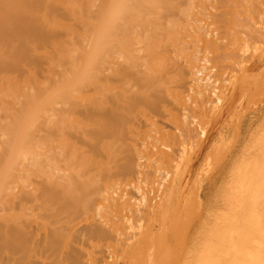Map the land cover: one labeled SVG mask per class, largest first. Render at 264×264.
Instances as JSON below:
<instances>
[{"label": "bare ground", "instance_id": "6f19581e", "mask_svg": "<svg viewBox=\"0 0 264 264\" xmlns=\"http://www.w3.org/2000/svg\"><path fill=\"white\" fill-rule=\"evenodd\" d=\"M224 2V14H216L204 0H91L73 14L93 36L78 55H40L38 43L29 41L28 55H0V93L12 80L30 85L29 95L19 85L18 99L4 110L9 120L0 145V264H51L52 255L76 264L80 257L66 247L82 226L98 238L117 233L121 246L149 251L150 257L171 251L152 227L127 242L139 220L174 200L173 193L161 202V194L128 197L127 177L137 176L132 183L138 185L148 174L150 165L140 155L145 149L154 157L151 164L169 169L162 183L177 186L196 162L205 165L216 139L225 138L223 126L238 114L241 97L259 84L264 50L250 51L264 40V0ZM64 3L45 1L39 16L10 5L0 13V35H36L56 47L69 26L53 21L65 12ZM192 8L198 16L188 15ZM193 29L201 49L186 40ZM37 69L46 72L45 81L30 80ZM211 113L214 122L205 125L202 116L211 119ZM229 157L224 168L231 160L240 165ZM29 173L38 179L23 185ZM115 184L121 185L112 189ZM122 200L125 206L115 212L121 226L102 219ZM263 231L248 223L230 246L239 251L250 242L248 234Z\"/></svg>", "mask_w": 264, "mask_h": 264}, {"label": "rangeland", "instance_id": "374dc122", "mask_svg": "<svg viewBox=\"0 0 264 264\" xmlns=\"http://www.w3.org/2000/svg\"><path fill=\"white\" fill-rule=\"evenodd\" d=\"M45 1L47 0H0V13L10 5H17L29 8L33 15L39 16L44 9ZM88 1L91 0H65V3L61 5V9L65 12H60V10L53 21L65 23V26L67 23L69 26L63 32L58 46L53 45L52 39L41 44L40 37L36 35L29 38L25 34L21 39L20 35L11 33L12 35L8 36L9 33H7V39H3L0 35V55H28V41L38 43L36 44L40 55H78L81 50L88 47V40L93 36L91 31L86 30L88 28L84 26V22L76 21L73 14H77L82 8V4L86 5ZM204 1L211 2L212 7L207 9L213 13L224 14L222 12L224 0ZM205 10L200 13L202 14ZM196 12L198 16L199 10L192 8L188 15H193ZM203 24L204 21L197 23L195 29ZM220 27L226 33L225 23L222 22ZM194 31V29L191 31V36L186 34V40L201 49L203 41L198 30ZM6 42H10V44L6 45ZM262 49L264 50V40H258L250 53L258 54ZM188 51L190 52V49ZM261 70L262 68L254 70L253 73L259 74ZM32 75L30 80L37 77L42 82L46 80L45 71L37 69L33 71ZM258 80L259 84L252 91H246V94L241 97L238 114L228 119L225 127L223 126L222 132H224L225 138L216 139L205 165L200 166L203 160L200 159L177 186L170 185L168 187V182L162 183L161 178L169 169L167 171L162 165L158 168L154 162L151 164L154 157L145 152V149H142L140 155L150 165L147 168L148 174L140 179L142 182L138 185L132 183L137 180V176L134 177V174L133 176L131 174L132 178L127 177L130 180L128 197H133V199L137 197L139 200L143 194L145 200H148L156 194L159 199L161 194L159 202L166 199L167 193H173L174 197L173 203H166L164 200V205L156 206L154 214H148L145 219L139 220L133 230V238L127 242L138 239L143 231L152 227L156 236H161L163 240H166L165 243L171 248V251L164 256L150 257L149 251L136 252L135 250L131 251L127 246H121L120 238H118L120 236L117 233L113 238V234L98 238L88 235L84 230L85 226H82L72 233L66 247L67 253H75L80 257L76 264H264V231L248 234L250 242L240 247L239 251H234L229 243L231 238L239 237V231L245 232L248 223H257L264 229V73L259 75ZM19 85L26 89V93L29 95L30 87L28 86L30 85L26 86L22 79L12 80L9 86L6 83V88L0 93V114H3L0 118V145L6 132L4 127L9 120L4 115V110L10 105L9 102L18 99L15 92ZM218 107L215 108L216 111ZM209 115L212 117L211 119L209 116H200H202L204 120L202 122L205 125L210 123L212 126L215 115L212 113ZM240 119H242V126L239 130L237 126ZM210 144L211 142L205 151L208 150ZM132 155L134 156V154ZM137 156L134 158L136 159ZM227 157H229L228 160L235 157L233 159L238 160L240 165H232L231 160L226 162L228 164L224 168L222 163ZM134 168L136 171L138 165L135 164ZM135 171L133 170V172ZM197 175L200 177L195 185ZM37 179L34 173H29L23 177L21 183L23 185L35 184ZM120 185L115 184L112 189ZM157 188H160V192L155 191ZM124 203L123 200L121 203L119 202L114 211L110 209L103 211L104 218L102 217V219H115L116 223L121 226L115 212L118 209L121 210L125 206ZM128 230L130 231V229ZM192 240L198 241L196 245H192L194 242ZM194 247L197 250L192 254ZM55 250L56 252L48 250L47 253L55 254L58 249ZM48 261L51 264H73L68 259L65 263L57 262L56 255L50 256Z\"/></svg>", "mask_w": 264, "mask_h": 264}]
</instances>
